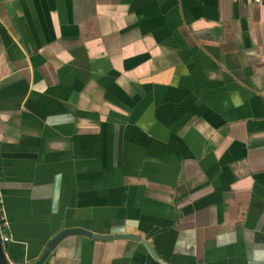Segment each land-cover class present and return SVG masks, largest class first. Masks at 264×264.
Instances as JSON below:
<instances>
[{"label": "crops", "instance_id": "obj_1", "mask_svg": "<svg viewBox=\"0 0 264 264\" xmlns=\"http://www.w3.org/2000/svg\"><path fill=\"white\" fill-rule=\"evenodd\" d=\"M10 264H264V6L0 0Z\"/></svg>", "mask_w": 264, "mask_h": 264}, {"label": "water", "instance_id": "obj_2", "mask_svg": "<svg viewBox=\"0 0 264 264\" xmlns=\"http://www.w3.org/2000/svg\"><path fill=\"white\" fill-rule=\"evenodd\" d=\"M72 234H81V235L94 237L97 239H105V240H109L112 238H127L135 241H140L145 245L146 249L152 255V257L157 256L155 251L151 247L150 243L146 239H143L138 235H134L132 233L96 234L80 227H73V228L62 229L57 234H55L47 243L46 251H44L42 256L33 264H41L44 261V259L47 257L49 252L57 245L59 241H61L64 237ZM0 264H10L5 256L1 235H0Z\"/></svg>", "mask_w": 264, "mask_h": 264}, {"label": "built area", "instance_id": "obj_3", "mask_svg": "<svg viewBox=\"0 0 264 264\" xmlns=\"http://www.w3.org/2000/svg\"><path fill=\"white\" fill-rule=\"evenodd\" d=\"M253 3L259 4V5H263L264 6V0H251ZM6 223V217H5V213H4V209H3V205H2V193L0 190V225L1 224H5ZM4 241L7 240V237H3L2 238Z\"/></svg>", "mask_w": 264, "mask_h": 264}]
</instances>
